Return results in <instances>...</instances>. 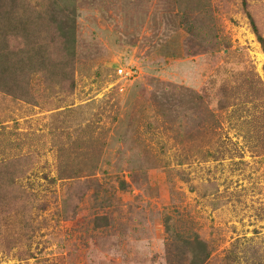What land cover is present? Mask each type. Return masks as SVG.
<instances>
[{"label": "rangeland", "instance_id": "obj_1", "mask_svg": "<svg viewBox=\"0 0 264 264\" xmlns=\"http://www.w3.org/2000/svg\"><path fill=\"white\" fill-rule=\"evenodd\" d=\"M0 5V264H264V0Z\"/></svg>", "mask_w": 264, "mask_h": 264}, {"label": "trees", "instance_id": "obj_2", "mask_svg": "<svg viewBox=\"0 0 264 264\" xmlns=\"http://www.w3.org/2000/svg\"><path fill=\"white\" fill-rule=\"evenodd\" d=\"M10 2L13 5L17 4V0H10ZM8 9L6 8H2V6L0 5V11L1 14L6 13L8 16L6 17V20L10 19V21L4 26L1 27L0 26V83H2V87H4L7 91L6 92H13L15 91V86L16 84H13V81H11L16 73V70H22L24 67L30 69L31 65L29 63H26L25 61L30 60L31 55H30V49L32 50V48H30V46H28V41L29 43H33L31 40L32 35V29H30L27 32L23 33L24 27L26 25H28L31 21H32V26H33V21L35 23V18L34 16L30 15V14H26L25 10H21L19 13V15L17 16H13L14 14L12 13L11 10L7 11ZM13 16V17H12ZM250 17V21L252 23V27L253 29H255V25L254 22L252 20L251 15ZM9 29L11 31H14L13 34L15 36H23L24 38H26L27 40V47H25L24 49L19 50L21 54H23V56H26V58H16L18 55V52L15 54L16 57H11V53H9V55H7V51H5L3 48L6 47V36L9 35ZM28 48V49H26ZM26 49V50H25ZM27 55H26V53ZM6 55L8 56V58H6L5 60L3 59L4 57H6ZM8 73V75L10 76V79H6L5 74ZM9 82H8V81ZM22 168L21 164L18 163L16 170H12L9 172V181L10 184H13V182H15L16 177L20 178L18 176V171ZM14 173V174H13Z\"/></svg>", "mask_w": 264, "mask_h": 264}]
</instances>
